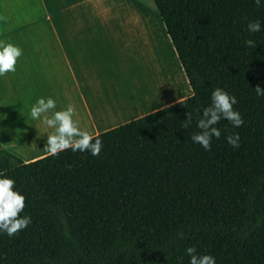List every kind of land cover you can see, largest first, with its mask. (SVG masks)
<instances>
[{
    "label": "trees",
    "instance_id": "obj_1",
    "mask_svg": "<svg viewBox=\"0 0 264 264\" xmlns=\"http://www.w3.org/2000/svg\"><path fill=\"white\" fill-rule=\"evenodd\" d=\"M192 95L99 133L98 156L62 151L24 162L0 144V169L25 195L33 223L0 235V264H264V22L254 0H153ZM252 39L255 47L244 42ZM235 95L245 123L192 143L213 88ZM192 114V123L182 127ZM239 132L240 147L225 137ZM94 136V137H95Z\"/></svg>",
    "mask_w": 264,
    "mask_h": 264
},
{
    "label": "crops",
    "instance_id": "obj_2",
    "mask_svg": "<svg viewBox=\"0 0 264 264\" xmlns=\"http://www.w3.org/2000/svg\"><path fill=\"white\" fill-rule=\"evenodd\" d=\"M152 9L144 0H0V40L23 49L17 71L0 77V144L24 162L49 154L53 129L30 117L41 96L57 110L71 104L93 136L191 96Z\"/></svg>",
    "mask_w": 264,
    "mask_h": 264
},
{
    "label": "clouds",
    "instance_id": "obj_3",
    "mask_svg": "<svg viewBox=\"0 0 264 264\" xmlns=\"http://www.w3.org/2000/svg\"><path fill=\"white\" fill-rule=\"evenodd\" d=\"M257 7H264V0H254ZM249 33L264 31V22L260 19L249 20L246 26ZM249 47H255L256 42L246 39L244 42ZM23 49L12 42L0 40V77L17 71L18 58L22 57ZM257 97H264V88L257 85L255 88ZM238 103L235 95L229 94L221 87H215L210 93V104L198 110L199 118L196 127L199 131L193 132L190 140L198 144L205 151L211 150L215 137H221V129L217 127L219 122L227 120L232 128H239L245 121L239 110L233 106ZM50 113V114H49ZM75 110L71 104L57 110V101L53 96H41L30 107L32 120L40 121L47 131V152L52 156L59 155L62 151L71 149L73 152H88L92 156H98L103 147L99 136H93L86 130H82L79 122L74 119ZM192 114L187 112V118L182 127L188 128L192 123ZM227 144L233 149L240 147L239 132H232L225 137ZM7 169H0V235L8 237L17 235L33 223L32 217L24 212L25 195L14 188L15 180L6 174ZM185 253L189 258V264H216V258L211 253H198L194 246H186Z\"/></svg>",
    "mask_w": 264,
    "mask_h": 264
},
{
    "label": "rangeland",
    "instance_id": "obj_4",
    "mask_svg": "<svg viewBox=\"0 0 264 264\" xmlns=\"http://www.w3.org/2000/svg\"><path fill=\"white\" fill-rule=\"evenodd\" d=\"M137 1V0H136ZM146 3H150L151 4V7L153 8L152 10L155 12L154 10V3H153V0H144ZM156 13V12H155Z\"/></svg>",
    "mask_w": 264,
    "mask_h": 264
}]
</instances>
